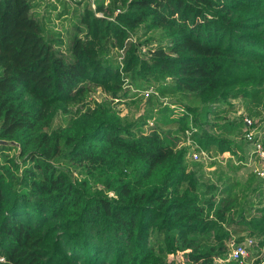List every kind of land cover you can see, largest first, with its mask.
I'll return each instance as SVG.
<instances>
[{
    "label": "trees",
    "instance_id": "obj_1",
    "mask_svg": "<svg viewBox=\"0 0 264 264\" xmlns=\"http://www.w3.org/2000/svg\"><path fill=\"white\" fill-rule=\"evenodd\" d=\"M242 113L264 120V0H0V264H239L264 234Z\"/></svg>",
    "mask_w": 264,
    "mask_h": 264
},
{
    "label": "built area",
    "instance_id": "obj_2",
    "mask_svg": "<svg viewBox=\"0 0 264 264\" xmlns=\"http://www.w3.org/2000/svg\"><path fill=\"white\" fill-rule=\"evenodd\" d=\"M242 119L246 125L243 136L250 146L246 159L248 161L247 163L251 164L252 171L257 176L264 178V145L261 138L263 134L257 131L255 129L256 127L251 126L253 120L250 116L242 113ZM200 152L193 151L191 157L199 159ZM229 244L228 255L237 260L239 264H262L264 262V234L258 237L244 236L238 241L231 239ZM257 259H260V261H256Z\"/></svg>",
    "mask_w": 264,
    "mask_h": 264
},
{
    "label": "rangeland",
    "instance_id": "obj_3",
    "mask_svg": "<svg viewBox=\"0 0 264 264\" xmlns=\"http://www.w3.org/2000/svg\"><path fill=\"white\" fill-rule=\"evenodd\" d=\"M117 6H119V3L117 4ZM99 13V12H98ZM141 50H143V47H141ZM145 96V94L143 93V96L142 98ZM92 98H94L95 100L97 101H100V100H103L105 99V103L107 104L108 102L111 101V99L108 97V94H106V92L102 91L100 88H97L96 91L94 92V94L91 96ZM86 102V101H85ZM116 102V101H115ZM231 102L235 103L236 105L238 104V99H231ZM112 103V102H111ZM114 108L116 109V112H117V115L118 116H123V117H128V118H132L133 116L135 117L138 112H140L142 110V107H136L134 105V103H131V102H123V101H120V102H116V103H112ZM253 122H255L257 119H254L252 118ZM58 121V118H55V122ZM150 120H146V123L144 125V127L146 128L149 124H150ZM260 122V121H259ZM259 124V125H258ZM257 127L255 128L257 131L261 132L263 135H264V120H262L260 123H257ZM188 130L185 131V134L188 135ZM183 145L187 146L188 148V155L190 156V154L195 151V152H199L201 151V148L197 146V143L195 142V140L193 139H187L185 140V142L183 143ZM199 148V150L197 149ZM203 150V149H202ZM18 151L13 149L9 152L8 156H12L15 160V162H17V164H21V158L19 156H16V153ZM15 154V155H14ZM227 153L224 152V154H219L218 155V158H225L227 155ZM229 156V154H228ZM231 156V155H230ZM199 158L201 159H205V162L208 161L207 157L205 156V154L201 151L199 153ZM4 162V160H2V158L0 157V163ZM248 161L246 160L245 161V168H241V172L242 171H247L248 170H251L252 171V166L251 164L247 163ZM251 163V162H250ZM209 168H205V171H208ZM109 194H111V192L109 191ZM230 248V246H229ZM182 261V258H181V254L180 252H174V253H170L168 254V257H167V264L171 263V264H179L180 262ZM256 261H260V259L256 260ZM217 264H222L223 263V260L222 259H217ZM246 264V263H245ZM264 264V262L262 263Z\"/></svg>",
    "mask_w": 264,
    "mask_h": 264
}]
</instances>
